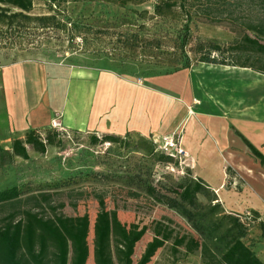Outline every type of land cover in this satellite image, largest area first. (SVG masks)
<instances>
[{"label":"rangeland","instance_id":"obj_1","mask_svg":"<svg viewBox=\"0 0 264 264\" xmlns=\"http://www.w3.org/2000/svg\"><path fill=\"white\" fill-rule=\"evenodd\" d=\"M155 3V0H147L141 5H127L124 8L98 3L69 4L65 6L63 19L68 17L92 29L84 41L77 37L69 43L66 34L44 32L37 33L39 37L22 48L0 46V72L5 67L29 62L62 68L64 73L69 74L66 80L68 91L64 88L67 86L65 83L62 87L68 93V113H53L49 126L38 129L44 136L46 131L53 129L52 121L57 120L68 135L62 136L59 147H47L44 155L29 152L28 161L15 160L12 165L0 168V190L13 186L20 188L23 199L21 210L31 209L44 220L54 219L55 216L87 215L90 222V254L86 264H94L92 226L100 210V202L106 211L115 212L119 222L126 227L131 224L146 227L143 238L134 249L132 264L138 263L146 245L154 237L157 224L172 230L174 236L195 237L182 218L154 204L140 191L143 184L161 188L183 179H194L187 163L182 167L173 163H158L160 153L156 149L154 156L138 150L143 142L142 137L137 135L121 136L122 142L118 145H92L89 138L92 135L101 137V134L74 128L78 122V108L84 111L82 119L87 121L91 118L93 87L105 75L144 83L156 93L187 101L186 74L172 72L180 68L186 59L191 62V68L202 67L193 60L192 49L196 39L227 43L242 36L243 31L233 32L228 22L208 23L205 19L194 17L188 26L189 42L182 47L184 21L180 9L176 7L169 16L158 18L153 15ZM219 4L220 10L232 12V18L240 21L261 14L260 7L251 6L245 0H221ZM142 12L146 14L139 16ZM32 14H46L43 0H33ZM47 88L50 89V84ZM82 88L85 90L83 94L79 93ZM52 95L55 96L54 93ZM171 114V120L179 118V112L173 110ZM15 138L19 137L10 129V137H0V148L9 149L10 142ZM144 138L149 141L152 136ZM245 147L239 145L231 148L233 159L246 165L250 163L261 170L258 161ZM216 152H210L211 155L205 160L206 166L198 163L196 172L214 178L213 182L218 179L220 169H227L233 181L227 180L224 184L221 205L227 213L239 216L248 225V234L243 242L264 262V235L259 228V224L264 223V184L245 176L239 177L227 161L228 152ZM198 200L205 203L202 197ZM108 256L110 264H119L112 239L108 242ZM149 264L201 262L198 253L186 256L183 249L175 253L171 240L155 253Z\"/></svg>","mask_w":264,"mask_h":264},{"label":"trees","instance_id":"obj_2","mask_svg":"<svg viewBox=\"0 0 264 264\" xmlns=\"http://www.w3.org/2000/svg\"><path fill=\"white\" fill-rule=\"evenodd\" d=\"M146 1L43 0L46 14L33 15V0H0V46L22 48L32 44L34 38L39 37L37 33L44 32L66 34L69 43L77 37L84 41L92 29L71 21L68 17L64 20L65 6L98 3L124 8L127 5L138 6ZM155 1L153 15L158 18L169 16L176 7L180 9L184 21L182 47L189 42L188 26L194 17L205 19L208 23L228 22L233 32L243 31L241 37L227 43L196 39L192 49L195 64L247 69L264 75V0H245L251 6L260 7L261 14L244 21L232 18V12L220 10L221 0ZM142 14L146 13L142 12L139 16ZM190 68L191 62L186 59L172 74ZM65 135H68L67 132L55 129L46 131L44 136L39 130H28L23 137L11 141L9 150L0 148V168L12 165L15 160L28 161L29 152L44 155L47 147H59L61 138ZM127 135L132 134L124 136ZM236 135L264 169V155L240 134ZM137 136L142 137L143 142L138 150L154 156L156 147L154 148L151 139L147 141L145 136ZM89 142L92 145H118L122 139L115 134H101V137L92 135ZM157 162L173 163L178 167L176 160L162 153L157 156ZM140 191L154 204L163 206L182 218L195 237L174 236L172 230L157 224L154 237L146 245L137 264H149L155 253L171 240L175 253L179 249H183L186 256L198 253L201 264H264L243 242L248 234V225L239 216L227 213L215 192L203 180L187 178L161 188L143 184ZM21 196V189L17 186L0 190V264H86L90 254L88 216H55L54 219L44 220L31 209L21 210ZM199 197L204 198L205 203H201ZM99 206L100 210L92 226L94 264H110V239L114 242L119 264H132L134 249L143 238L146 227L139 228L134 224L126 227L119 222L115 212L106 211L102 202ZM4 212L8 213L2 217ZM259 228L264 235V223H260Z\"/></svg>","mask_w":264,"mask_h":264},{"label":"crops","instance_id":"obj_3","mask_svg":"<svg viewBox=\"0 0 264 264\" xmlns=\"http://www.w3.org/2000/svg\"><path fill=\"white\" fill-rule=\"evenodd\" d=\"M63 70L25 62L0 72V137H10V129L17 137H23L28 130L49 126L53 113H68L65 89L68 91L69 74ZM179 72L187 77V101L156 93L144 83L105 75L93 87L91 118L82 119L84 111L78 108L74 128L119 136L130 133L163 137L181 133L187 168L215 192L220 203L224 184L233 181L227 169H220L213 182L214 178L196 172L198 163L202 167L207 165L205 160L210 152H228L226 157L235 169L233 172L264 184V169L236 162L230 150L239 145L245 147L238 133L264 155V75L205 64ZM64 83L67 86L63 90ZM79 93H85L84 88ZM173 110L179 112L176 120L170 119Z\"/></svg>","mask_w":264,"mask_h":264},{"label":"built area","instance_id":"obj_4","mask_svg":"<svg viewBox=\"0 0 264 264\" xmlns=\"http://www.w3.org/2000/svg\"><path fill=\"white\" fill-rule=\"evenodd\" d=\"M51 124L53 129L66 132L59 121H52ZM151 141L160 153L176 160L178 162V167H182L183 165L185 166L187 153L182 147L181 133L175 132L171 135L163 137L152 136Z\"/></svg>","mask_w":264,"mask_h":264},{"label":"bare ground","instance_id":"obj_5","mask_svg":"<svg viewBox=\"0 0 264 264\" xmlns=\"http://www.w3.org/2000/svg\"><path fill=\"white\" fill-rule=\"evenodd\" d=\"M233 161V160H232ZM244 166V165H243ZM247 167V166H246ZM243 173V172H242ZM255 173V172H254Z\"/></svg>","mask_w":264,"mask_h":264}]
</instances>
